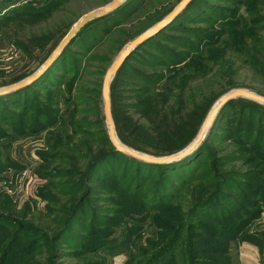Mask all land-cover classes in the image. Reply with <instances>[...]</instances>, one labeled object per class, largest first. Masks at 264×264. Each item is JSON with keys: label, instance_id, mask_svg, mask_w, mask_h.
<instances>
[{"label": "rangeland", "instance_id": "rangeland-1", "mask_svg": "<svg viewBox=\"0 0 264 264\" xmlns=\"http://www.w3.org/2000/svg\"><path fill=\"white\" fill-rule=\"evenodd\" d=\"M111 1L68 0L64 2V0H61L60 2H53V0H0V5H3L0 6V83L3 80L8 81L10 77L19 75L20 73L26 75L24 78L31 75L42 65L64 35L84 14L102 9ZM179 1L124 0L114 10L104 16L91 20L80 30L81 32L78 31L76 33L67 51L54 66V69L58 70L57 74L46 81L47 85L45 87H36V93L33 96L30 94L31 97L37 98V103L34 106H40L41 108L48 106L50 109L58 110V107L52 106V102L59 95V107L62 111L67 113V108H75L69 119L70 130L74 128L73 132L61 133L57 146L52 145L54 143L53 137H47L48 131L46 133L42 132L39 135H31L30 132H26L25 134L15 133L0 121V155L2 156L0 163L3 164V170L0 171V251L3 250L4 239L10 238L13 230H18V234L20 235L13 242L5 260L0 264H89L93 261H100L101 264H124L129 250L121 252L112 258L103 254L104 259H102V253L97 251L96 246L105 245L107 248L108 244L106 242L111 240L119 242V244H113L114 246H120L124 243L133 246L137 243H143L144 239L154 231L168 233L174 230L173 227L175 225L173 220H171L172 226L170 223L168 226V222L165 223V219L166 221L169 219L152 213L133 218H117L113 216L109 221L110 225L102 227L106 228L107 232H109L108 234H100L99 230L95 231L93 227L97 226L94 224H91L88 228V224H86L88 218L79 222V226H77V220L74 229L70 233L57 237L55 232L59 229L57 226L61 218L65 216L63 208H68L66 200L70 199V196L56 193L55 187L65 182H71L76 177L62 179L51 177L49 179V176L41 173V167L44 166L49 170L52 168L55 173L59 170H68V172H77V169L84 170L86 163H84L83 158L86 156H96L106 148L101 141L103 129L106 130L110 140L108 122L104 115V101L101 95L104 73L120 51L134 37L142 33L145 28H149L150 24L169 9L163 14L162 17H164ZM204 1L215 4V8L208 11L209 6L206 5L201 9L200 5H203ZM21 3L31 4L35 7L53 6L50 13L45 12L44 15L33 17L27 14L19 15L16 13V9ZM195 4L199 6H193L197 8L193 9L192 7L186 18L195 20L202 13L203 15L205 14L203 18L209 17L213 23L199 24L192 22L187 24V26L206 28L210 34H213L214 38L226 39L227 45L231 46L232 50L217 51L210 58H207V55H210V51L204 49L205 54L203 57L208 60H203V66L195 62L190 65L186 73L191 75V80L188 82L187 87L181 86L186 91H183L184 93L181 94L180 83L182 82L179 78L175 79L174 86L171 85V91L173 89L175 96L181 94L187 99L183 104L184 111L182 116L186 117L189 126H193L196 121L195 114H198L196 107L200 103L199 96L201 95H206L209 100H212V94L218 95L220 92H223L217 98H213L206 117L216 101L230 91L247 90L264 96V69L258 67L264 64V25H260L263 29L257 35L262 41L256 43V41H251L249 37L243 36L244 30L239 29L241 28L239 25L236 27L232 25L233 22L241 23L243 21V15H245L243 0L241 2L239 0H196ZM235 9L240 13L239 15L236 14V18H232V15H230V22L227 20L223 22L221 20L222 16L226 15V12L223 11L228 10V14H233ZM261 9V12L264 13V8L261 7ZM222 30H225L226 35H222L221 37L219 34L222 33ZM3 31H8L9 33H5L3 36ZM12 32H18L19 36L12 35ZM188 38L194 46L199 47L197 40H194L192 36ZM157 40L151 38L147 41V44H152L151 46L154 48L165 44L175 53L183 52L176 46ZM19 41H21L20 47L22 49L18 47L19 45L16 46V43ZM156 42L159 43L157 44ZM23 46H29L30 54H27L23 50ZM137 47L127 56L128 59L121 71L111 77L109 90L110 111L113 109L118 119L124 116L125 122L128 124L130 118L135 123L138 120L146 128H151L156 122L154 123L152 117L144 115L145 107H143V110H140L141 113L133 107L137 102L136 100H138L135 98L137 88L139 87L140 89L144 86L142 83H139V78H142L141 73L143 72L146 75L152 74L154 71H162L167 74L170 70L178 69V66L181 64L150 66L153 63L154 57L165 61L166 64L169 62L161 54L153 53V49L150 47L146 46L140 49ZM236 47L243 48L244 51L237 52L235 51ZM194 61L197 60L194 59ZM49 74L51 75V72ZM113 82L115 83L114 86ZM140 90L143 91V89ZM143 92L145 93V90ZM21 96L22 94L19 95L20 98ZM142 98H144V94H142ZM38 99L40 100L39 103ZM262 105L264 106V104ZM20 106L22 104H19ZM240 109L239 103L233 104L226 109V116L224 115L223 119L224 125L220 131L221 134L226 128L227 119L235 116ZM5 110L10 112V110L19 111L20 109L10 107V109L5 108ZM44 112L47 111L45 110ZM51 113L49 112L48 114ZM175 116H179V112L175 113ZM57 120L59 123H62L64 118L57 116ZM202 124L196 130L194 137L199 132ZM113 126L121 144L151 155L123 142L117 134L114 121ZM53 130L54 132L61 131L60 127H55ZM185 131L191 132L192 128L188 127L182 132ZM87 132L92 136L91 146L87 143L88 139L85 137L89 136ZM123 134L128 140L142 145H146L147 143L151 145L154 142L153 140L145 139L139 134V130L133 133L125 129ZM54 135L52 134V136ZM220 136L211 135V141L205 143V148L211 152L214 150L215 156H219V158L230 156L233 158L231 162L225 163L222 167H215L217 169L215 170L216 174L221 177L218 181L224 180L225 177L229 176L225 175L226 172H257L262 168V162L255 160L254 163H249L248 157L251 155L248 152L239 149V146ZM88 147L90 148L88 149ZM51 152H57L58 157L47 165L42 160L41 153L51 154ZM123 154L132 157L127 153ZM152 156L159 155L152 154ZM119 160H121L119 162L123 163L122 159ZM122 163L115 164L114 172H120ZM207 163L208 165L206 166L202 164L200 170L197 171V176H209L208 181L214 185L216 181L211 176L213 171L209 169V161ZM127 168L132 169V164L129 163ZM132 172L130 170L129 174H132ZM107 181L109 182L110 180H101L98 183L99 185H95V187L91 185L95 188L94 194H102L99 198L90 195L91 199H89L92 201L91 205L96 206L99 214L104 212L112 214L117 207L110 196H105L108 193L103 190L101 193V184ZM252 185V181L246 182L245 188L248 189ZM211 188L205 184L202 185L201 195L210 193L216 187ZM261 189L263 192L264 186ZM189 192L198 193V190L191 188ZM229 192L224 196L229 201L241 204L243 207L255 208L256 213L254 216L249 215L246 227H252L264 232V193L262 194L261 192L262 195L260 196L245 194L243 195L247 199L245 200L243 196L237 194L238 192ZM190 195L188 194L185 201L182 202V208L190 201ZM252 196L254 200L250 199ZM47 197H51L53 201H47ZM116 198L120 200V198ZM126 203L134 208L136 205L135 197L131 195V199H128ZM47 205L50 207L49 212L46 211ZM169 214L173 215L172 218H174V211ZM207 229L213 231L212 225H208ZM102 235L104 236L103 239H93ZM45 237L48 238L49 242L45 243L43 241ZM235 241H232L230 251L234 264H237L238 245L240 243H250L245 241L240 242L239 239H237V242ZM132 249L134 248L132 247ZM183 252L182 247H180L172 259L169 257V260H173V263L176 264L183 257ZM184 258L189 257L186 256ZM180 264H188V262H181ZM259 264H264V251H262L261 255L259 254Z\"/></svg>", "mask_w": 264, "mask_h": 264}, {"label": "trees", "instance_id": "trees-1", "mask_svg": "<svg viewBox=\"0 0 264 264\" xmlns=\"http://www.w3.org/2000/svg\"><path fill=\"white\" fill-rule=\"evenodd\" d=\"M54 1L60 2L61 0H53V2ZM67 1L68 0H64V2ZM195 2L196 0H190L186 7L172 21L154 36L148 38L137 47L138 49L146 46L150 47L153 49V53L161 54L167 62H169L166 64L165 61L159 60L153 55L155 60L153 59V63L150 64V66L181 64L178 66V69L170 70L167 74L162 71H154L152 74L146 75L143 72L141 73L142 78H139V83H142L144 86L140 89H143V91L145 90L146 94L140 90L137 85L138 88L135 93V98L138 100H136L137 102L133 107L137 109L139 113H141L140 110H143V107H145L144 115L146 117H152L156 124H153L151 128H146L143 123H140L138 120H136L135 123L130 118L128 124L125 122L126 120L124 116H122L121 119H118L114 114V110L112 109L111 111L119 138L132 147L143 150L151 155L164 156L173 154L189 144L193 139L196 130L205 119L209 106L213 102V98L215 99V97L217 98L223 93L220 92V94H216L217 96L215 93L212 94V100H209L206 95L199 96L200 103L196 107L198 111V114H195L196 121L193 126H189L186 117L182 116L184 111L183 104L187 99L185 96L183 97L181 95L186 91L184 88H181V86L187 87L188 82L191 80V75L186 72L189 70L192 63L195 62L203 66V60H208L203 57L205 54L204 49L210 51V55H207V58H210L212 54L217 51L232 50L231 46L227 45L226 39L214 38L213 34H210L206 28L201 26H187V24L192 22L199 24L213 23L212 20H210L211 18H203L205 17V14L203 15L202 13L199 14V17L195 20H191V18L188 17L186 18L193 6H199L195 4ZM239 2H241V0H239ZM206 5L209 6L208 11L215 8V4L205 1L203 2V5H200V8L202 9ZM243 5L245 8L243 21L241 23L233 22L232 25L235 27L239 25V27H241L239 29L244 30L243 36H247L251 41H256V43H258L262 41L257 35L263 29L260 25H264V13L261 12V7L264 8V0H243ZM52 6L53 5L48 7H35L31 4L21 3L18 7L16 6L19 10L16 9V13L19 15L27 14L33 17H38L39 15H44L45 12L50 13ZM195 8L193 7V9ZM168 10L169 9H167L166 12ZM166 12L162 13L157 20H159ZM223 12H226V15L224 14L221 18L223 22L225 20L230 22V15H232V18H236V14H240L237 9L234 10L233 14H228V10ZM157 20L150 24L149 27L157 22ZM5 33L8 34L9 32L3 31V36ZM222 33L219 34V36L222 37V35H226L225 30H222ZM14 34L19 36L18 32H12V35ZM9 35L11 36V34ZM189 36H192L194 40L199 42V47L194 46L193 43L188 40ZM151 38L158 39L157 41L161 40L167 42L178 47L183 52L175 53L165 44H162L158 48H154L151 46L152 44H147V41ZM71 42L49 66V68L36 80L23 88L0 95V121L6 124V126L13 132L22 134L30 132L31 135H39L42 132L46 133L48 131L47 137L54 138V143L52 144L54 146L58 145L61 133L73 132L74 128H71L70 130L71 126L69 125V119L73 111H75V108H67V113L62 111L59 107V95H57L52 102V106L58 107V110L50 109L48 106H46V108L34 106L37 103V98L31 97V95L33 96V94L36 93V87H45V85H47L46 81L57 74L58 70L54 69V66L67 51ZM16 44V46L19 45L18 47H20L21 41ZM20 48L22 49V47ZM23 50L27 54H30L29 46H23ZM235 51L243 52L244 49L236 47ZM127 59L128 58L126 57L118 68L116 75L124 67ZM194 59L197 61H194ZM258 67L264 69V64ZM50 72L51 75L49 74ZM25 76L26 75L21 73L19 75H14L10 77L8 81L3 80V82L0 83V86H6L17 82L24 79ZM176 78H179L182 82L180 83L181 94L178 96L173 94V89L171 91V85L174 86ZM114 85L115 83L113 82V86ZM21 94L23 100L19 97ZM142 94H144V98H142ZM39 101L40 100L38 99V103ZM236 103L240 104L241 109L235 116L227 119L226 128L221 134L220 131L224 125L223 119L225 111ZM19 104H22V106H20L21 108L19 107ZM10 107L18 108L20 110H10V112L5 110V108L10 109ZM45 110L48 113H52L48 114L47 112H44ZM178 112L179 116H175V113ZM57 116L64 118L62 121L63 124L59 123ZM55 127H60L61 131L54 132L53 129ZM188 127L192 128L191 132H182ZM125 129H128L133 133L134 131L139 130L140 135L145 139H150L154 142H152L151 145H148V143L142 145L135 141L132 142L123 134ZM87 133L89 136L85 137L88 139L87 143L90 145L92 136L89 132ZM52 134L55 135L52 136ZM211 135H221L220 137L236 144L240 147L239 149L244 150L251 155L248 157V160H250L249 163H254L255 160L260 161L263 165L262 168L257 172H226L225 175L229 176L225 177L224 180L222 179L218 181L221 177L216 174L215 170L217 169L215 167H222L225 163L231 162L233 158L230 156L219 158V156L214 155V150L211 152L209 149L207 150L205 148V143L211 141ZM101 141L106 148L96 156L84 157V163H86L84 170L77 169V172L59 170L55 173L52 168L49 170L44 166L41 167V173H43V175L46 174L45 176H49V179L51 177L57 179L76 177L71 182H65L64 184L55 187L56 193H63L70 196V199L66 200L68 202V208H63L65 216L61 218L57 226L59 229L57 228L58 230L55 232L57 237H59V235L63 236L70 233L71 230L74 229L77 220V226H79V222L88 218L86 220L88 228L91 224H94L97 226L93 227L95 231L99 230L100 234H108L109 232H107L106 228L102 227L110 225L109 221L113 216L117 218H133L143 216L144 214L154 213L157 216L169 219L168 221L165 219V223L168 222V226L169 223L172 226L171 220H173L175 225L173 227L174 230L168 233L154 231L144 239L143 243H137L133 246L128 243L114 246L113 244H119V242L114 240L106 242V244H108L107 248L105 245L96 246L97 251L102 253V259H104L103 254L112 258L121 252L129 250L124 264H163L166 262L174 264L173 260L169 259H172L175 252L179 251L180 247H182V251H184L182 254L183 257L181 260L179 259L176 264H180L181 262L184 263L186 261L188 264H234L230 245L234 240L237 242V239H239L240 242L245 241L254 245L257 247L259 254H262V251H264V232L253 229L252 227H246L249 215L254 216L256 213L255 208L243 207L241 204L231 202L224 197L227 193H230L229 191L238 192L237 194L241 196L245 194L260 196L264 193V189L263 192L261 189L262 186H264V106L262 104L245 98L229 100L217 112L201 143L187 156L170 163H149L126 156L115 149L112 142H110L105 129H103ZM89 148L90 147H88V149ZM41 154L42 160L45 161L47 165L50 161L58 157L57 152ZM1 157L2 156L0 155V158ZM119 159H122L124 164L119 162L121 161ZM207 161L210 163L209 169L213 171L211 176L216 181L214 185L208 181L209 176H197V171L200 170L202 164H205V166L208 165ZM119 163H122L120 172H114L115 164ZM129 163L132 164V169L127 168ZM1 170H3V164L0 163V171ZM130 170L133 171L132 174H129ZM104 179L110 181L101 184V193L102 190L108 193V195L105 196H110L114 201V204L117 206L115 212H112V214H107L106 212L99 214L96 206L91 205L92 201L89 200L91 199L90 195H94L96 198H99L100 195H102L98 193L94 194L95 188L93 187L99 185L98 183ZM249 181H252L253 185L247 189L245 188V183ZM203 182H205L204 184L209 188L212 186V188H216L206 195L204 193L203 195L205 196H203L201 195V188L202 185H204L202 184ZM191 188H196L198 193H190L189 190ZM188 194H191V199L188 204L182 208L181 204L185 201ZM131 195L136 199V205L134 208L126 203L128 199H131ZM116 197L120 198V200H117ZM47 199V201H53L51 197H47ZM250 199L254 200L253 196L250 197ZM261 200H263V198H261ZM46 211H50L48 205L46 206ZM173 211L175 213L174 218H172L173 215L169 214ZM208 225H212L213 231L207 229ZM11 234L10 238L8 237V239H4V247L3 250L0 251V263L5 260L7 252L13 245V242L20 236L18 230H13ZM103 238L104 236L102 235L98 236V238L94 237L93 239ZM43 241L45 243L49 242L47 237H45ZM132 247L134 249H132ZM186 256L189 258L185 259L184 257ZM163 259H165V261H163ZM89 264L101 263L100 261H93Z\"/></svg>", "mask_w": 264, "mask_h": 264}, {"label": "water", "instance_id": "water-1", "mask_svg": "<svg viewBox=\"0 0 264 264\" xmlns=\"http://www.w3.org/2000/svg\"><path fill=\"white\" fill-rule=\"evenodd\" d=\"M124 0H112L111 2L107 3L102 9L93 10L86 14H84L73 27L64 35V37L60 40L57 46L53 49L50 55L44 60L42 65L31 75L28 77L21 79L17 82L11 83L9 85L0 87V95L7 94L23 88L24 86L30 84L34 80H36L44 71H46L49 66L56 60V58L63 52L66 46L71 42V40L75 37L76 33L84 27L87 23L91 20L99 18L101 16L106 15L107 13L114 10L118 5L121 4ZM190 2V0H180L172 10H170L164 17L160 20L155 22L152 26L144 30L142 33L134 37L124 48L120 51L118 56L112 62V64L108 67L106 72L104 73L103 82H102V91L101 95L104 101V115L108 122V129H109V137L114 145L115 149L127 153L132 157L142 160L149 163H156V164H165L170 163L173 161H177L187 154L191 153L202 141L205 137L206 132L208 131L209 127L211 126L217 112L219 109L229 100L236 99V98H245L250 99L253 101H257L259 103L264 104V96L260 94H256L247 90H234L226 93L222 97H220L216 102H218L216 108L211 110L207 117L203 122V127L200 128L199 132L196 136L191 140L189 144H187L181 150L164 156H152L146 153L139 152L134 150L130 147H127L119 142V139L115 133L113 120L110 111V99H109V90H110V81L111 77L117 72L118 68L121 66L125 58L134 50L137 46L143 43L148 38L154 36L158 31H160L164 26H166L170 21H172ZM202 127V126H201ZM205 130V134L202 136L201 132Z\"/></svg>", "mask_w": 264, "mask_h": 264}, {"label": "crops", "instance_id": "crops-1", "mask_svg": "<svg viewBox=\"0 0 264 264\" xmlns=\"http://www.w3.org/2000/svg\"><path fill=\"white\" fill-rule=\"evenodd\" d=\"M237 264H259V253L255 246L240 243L237 249Z\"/></svg>", "mask_w": 264, "mask_h": 264}, {"label": "bare ground", "instance_id": "bare-ground-1", "mask_svg": "<svg viewBox=\"0 0 264 264\" xmlns=\"http://www.w3.org/2000/svg\"><path fill=\"white\" fill-rule=\"evenodd\" d=\"M217 104H218V102L215 103V105L213 106L212 110H213L214 108H216ZM201 128H204L203 125H202ZM204 134H205V130H204L203 132H201V135H202V136H203Z\"/></svg>", "mask_w": 264, "mask_h": 264}]
</instances>
